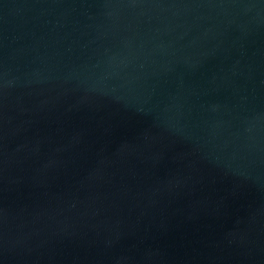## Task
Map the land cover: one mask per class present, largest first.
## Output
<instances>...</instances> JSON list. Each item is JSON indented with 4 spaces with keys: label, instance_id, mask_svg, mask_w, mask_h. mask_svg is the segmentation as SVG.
Masks as SVG:
<instances>
[{
    "label": "water",
    "instance_id": "water-1",
    "mask_svg": "<svg viewBox=\"0 0 264 264\" xmlns=\"http://www.w3.org/2000/svg\"><path fill=\"white\" fill-rule=\"evenodd\" d=\"M0 264H264V0H0Z\"/></svg>",
    "mask_w": 264,
    "mask_h": 264
}]
</instances>
